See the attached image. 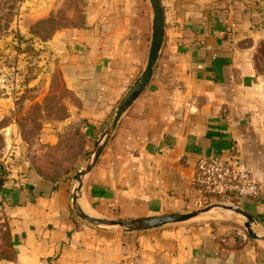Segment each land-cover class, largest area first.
Returning <instances> with one entry per match:
<instances>
[{"label": "crops", "instance_id": "0c3cea01", "mask_svg": "<svg viewBox=\"0 0 264 264\" xmlns=\"http://www.w3.org/2000/svg\"><path fill=\"white\" fill-rule=\"evenodd\" d=\"M160 1L164 36L152 77L83 176L79 204L123 217L193 206L197 159L219 155L262 183L243 207L264 232V0ZM62 7L65 18L42 41L67 91L65 113L42 121L33 140L9 123L0 264H264V240L235 236L221 223L124 231L74 213V174L145 65L152 7L149 0H22L19 25L27 30Z\"/></svg>", "mask_w": 264, "mask_h": 264}, {"label": "rangeland", "instance_id": "374dc122", "mask_svg": "<svg viewBox=\"0 0 264 264\" xmlns=\"http://www.w3.org/2000/svg\"><path fill=\"white\" fill-rule=\"evenodd\" d=\"M21 2L22 0H0V172L9 163L7 157L11 151L8 137L11 133L10 121L15 124L14 128L19 136L33 140L41 129L42 121L54 120L65 113L62 97L67 95V91L58 75L53 72L49 64L50 51L42 41V38L49 36L65 18L64 7L56 14L34 21L29 29L22 30L19 25ZM46 85L47 90L43 94ZM37 148L35 150L40 152L41 148ZM49 152L48 148L44 150V153ZM46 159L44 156L38 157L40 167H49ZM234 198L236 197L217 195L209 198L206 204L220 201L243 207L234 202ZM201 206H188L177 211ZM244 219L243 215L234 211L214 208L188 220L168 224L221 223L229 227L230 234L242 237L241 233H246L247 238H251L243 225ZM253 227L262 233L257 229L256 223H253Z\"/></svg>", "mask_w": 264, "mask_h": 264}, {"label": "water", "instance_id": "95a60500", "mask_svg": "<svg viewBox=\"0 0 264 264\" xmlns=\"http://www.w3.org/2000/svg\"><path fill=\"white\" fill-rule=\"evenodd\" d=\"M149 2L152 7V23L151 38L145 65L113 106L101 128L99 135L94 141L93 148L84 165L75 172L74 186L71 192V207L74 213L86 223L104 227L119 226L120 229L124 231L141 230L158 227L168 223L185 221L212 208H223L243 215L245 217L243 225L245 226L246 231L250 235V237L264 240V232L259 233L253 227V223H255L256 217L244 207L236 205L234 203L214 201L201 207L193 208L187 211H172L137 217L95 215L86 212L79 204L83 176L87 172H89L95 165L112 133V130L118 118L144 91L152 77L154 66L163 42L164 13L160 0H149Z\"/></svg>", "mask_w": 264, "mask_h": 264}, {"label": "built area", "instance_id": "2783aa9c", "mask_svg": "<svg viewBox=\"0 0 264 264\" xmlns=\"http://www.w3.org/2000/svg\"><path fill=\"white\" fill-rule=\"evenodd\" d=\"M6 171L3 167L1 174L5 175ZM191 184L196 193L194 206L206 204L207 198L214 195H234L243 199L259 195L263 189L250 169L219 155H202L197 159ZM7 210V205L0 200V230L7 227ZM241 234L243 239L247 238L246 233Z\"/></svg>", "mask_w": 264, "mask_h": 264}, {"label": "trees", "instance_id": "16d2710c", "mask_svg": "<svg viewBox=\"0 0 264 264\" xmlns=\"http://www.w3.org/2000/svg\"><path fill=\"white\" fill-rule=\"evenodd\" d=\"M214 196H217V195H214ZM221 196H233V197H236V196H234V195H221ZM258 196V195H257ZM211 197H213V196H211ZM211 197H208L207 198V202H209V198H211ZM256 197V196H255ZM235 199V200H234ZM233 199V201L234 202H236L237 204H240V205H243V199H241V200H237V197L236 198H234ZM232 200V199H231Z\"/></svg>", "mask_w": 264, "mask_h": 264}, {"label": "bare ground", "instance_id": "6f19581e", "mask_svg": "<svg viewBox=\"0 0 264 264\" xmlns=\"http://www.w3.org/2000/svg\"><path fill=\"white\" fill-rule=\"evenodd\" d=\"M212 209H214V208H212ZM212 209H210V210H212ZM210 210H208V211H205V212H202V214H203V213H206V212H209Z\"/></svg>", "mask_w": 264, "mask_h": 264}]
</instances>
